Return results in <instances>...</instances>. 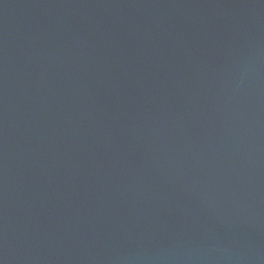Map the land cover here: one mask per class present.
Wrapping results in <instances>:
<instances>
[{
    "label": "water",
    "instance_id": "water-1",
    "mask_svg": "<svg viewBox=\"0 0 264 264\" xmlns=\"http://www.w3.org/2000/svg\"><path fill=\"white\" fill-rule=\"evenodd\" d=\"M0 264H264V0H0Z\"/></svg>",
    "mask_w": 264,
    "mask_h": 264
}]
</instances>
